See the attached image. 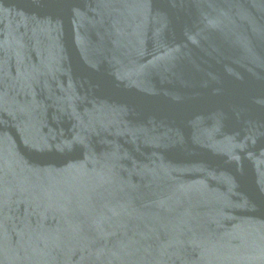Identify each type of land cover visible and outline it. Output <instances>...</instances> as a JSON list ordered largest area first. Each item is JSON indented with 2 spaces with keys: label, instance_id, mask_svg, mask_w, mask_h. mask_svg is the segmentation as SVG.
Here are the masks:
<instances>
[{
  "label": "water",
  "instance_id": "water-1",
  "mask_svg": "<svg viewBox=\"0 0 264 264\" xmlns=\"http://www.w3.org/2000/svg\"><path fill=\"white\" fill-rule=\"evenodd\" d=\"M0 264H264V0H0Z\"/></svg>",
  "mask_w": 264,
  "mask_h": 264
}]
</instances>
